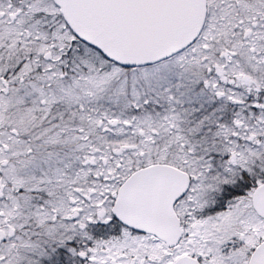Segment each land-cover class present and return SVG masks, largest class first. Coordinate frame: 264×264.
<instances>
[{
	"label": "snow or ice",
	"instance_id": "1",
	"mask_svg": "<svg viewBox=\"0 0 264 264\" xmlns=\"http://www.w3.org/2000/svg\"><path fill=\"white\" fill-rule=\"evenodd\" d=\"M0 264H264V0H0Z\"/></svg>",
	"mask_w": 264,
	"mask_h": 264
}]
</instances>
